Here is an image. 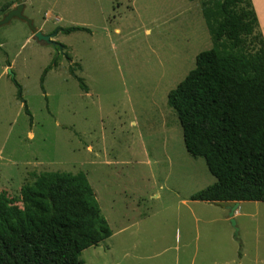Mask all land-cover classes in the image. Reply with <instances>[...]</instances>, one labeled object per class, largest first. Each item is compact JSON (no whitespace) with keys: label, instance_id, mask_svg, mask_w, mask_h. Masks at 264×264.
I'll return each mask as SVG.
<instances>
[{"label":"rangeland","instance_id":"1","mask_svg":"<svg viewBox=\"0 0 264 264\" xmlns=\"http://www.w3.org/2000/svg\"><path fill=\"white\" fill-rule=\"evenodd\" d=\"M8 1L24 4L64 52L39 43L24 20L0 26V193L21 204L33 174L86 173L113 234L83 250V264H264V201H242L234 226L233 202L192 199L216 178L187 151L168 104L213 45L201 1L0 0V8ZM74 25L88 30L58 31Z\"/></svg>","mask_w":264,"mask_h":264},{"label":"trees","instance_id":"2","mask_svg":"<svg viewBox=\"0 0 264 264\" xmlns=\"http://www.w3.org/2000/svg\"><path fill=\"white\" fill-rule=\"evenodd\" d=\"M200 1L213 45L168 94L187 151L203 157L216 178L192 199L264 201V35L258 15L252 0ZM12 4L0 8V19ZM87 30L74 25L58 31ZM57 66L55 58L44 69L43 91ZM70 71L87 92L84 79ZM12 81L33 121L21 84L15 76ZM33 175L21 186V204L0 193V264H83V250L113 234L86 173Z\"/></svg>","mask_w":264,"mask_h":264},{"label":"water","instance_id":"3","mask_svg":"<svg viewBox=\"0 0 264 264\" xmlns=\"http://www.w3.org/2000/svg\"><path fill=\"white\" fill-rule=\"evenodd\" d=\"M24 8H25V5L20 3V4L16 5L14 8H12L11 10H9L8 12H6L3 15V17L0 19V26L8 24L14 18H19L21 20H24L28 24V26L30 27V29L34 35V38L39 43L50 44V45L54 46L55 48H57L59 50V52H64L63 44L54 40L53 34H45L43 31L38 30L34 26L33 20L24 14ZM238 206H239V201H236L234 203V205L231 207L230 217H231V223L234 226H236V221L234 220L233 215H234V212L237 210ZM236 232H238V228H236Z\"/></svg>","mask_w":264,"mask_h":264},{"label":"crops","instance_id":"4","mask_svg":"<svg viewBox=\"0 0 264 264\" xmlns=\"http://www.w3.org/2000/svg\"><path fill=\"white\" fill-rule=\"evenodd\" d=\"M252 1L254 4V7L256 9L257 15H258L261 31L264 35V0H252ZM241 202L242 201H239V205L241 204ZM234 214H236V213H234Z\"/></svg>","mask_w":264,"mask_h":264}]
</instances>
